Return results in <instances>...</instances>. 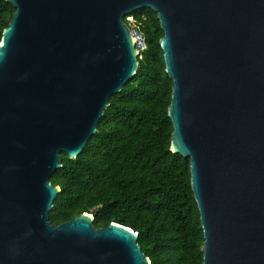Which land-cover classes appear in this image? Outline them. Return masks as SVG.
<instances>
[{"label": "water", "instance_id": "95a60500", "mask_svg": "<svg viewBox=\"0 0 264 264\" xmlns=\"http://www.w3.org/2000/svg\"><path fill=\"white\" fill-rule=\"evenodd\" d=\"M0 40V264H151L133 228L60 224L50 181L139 68L124 16L154 10L190 158L203 264H264V0H6Z\"/></svg>", "mask_w": 264, "mask_h": 264}, {"label": "trees", "instance_id": "16d2710c", "mask_svg": "<svg viewBox=\"0 0 264 264\" xmlns=\"http://www.w3.org/2000/svg\"><path fill=\"white\" fill-rule=\"evenodd\" d=\"M15 11L0 0V40ZM134 14L142 21L147 49L135 76L111 96L83 152L75 159L62 153L63 166L50 177L61 188L50 220L60 224L88 212L96 227L117 222L137 231L151 264H203L190 158L171 150L173 82L160 45L164 31L151 8Z\"/></svg>", "mask_w": 264, "mask_h": 264}, {"label": "built area", "instance_id": "2783aa9c", "mask_svg": "<svg viewBox=\"0 0 264 264\" xmlns=\"http://www.w3.org/2000/svg\"><path fill=\"white\" fill-rule=\"evenodd\" d=\"M124 20L130 28V33L133 36L134 44L138 53L139 59L143 57V53L147 49V38L142 31V21L134 13H129L124 16Z\"/></svg>", "mask_w": 264, "mask_h": 264}]
</instances>
